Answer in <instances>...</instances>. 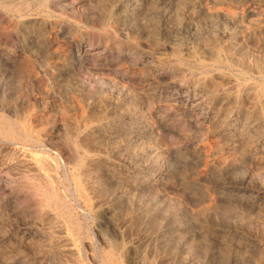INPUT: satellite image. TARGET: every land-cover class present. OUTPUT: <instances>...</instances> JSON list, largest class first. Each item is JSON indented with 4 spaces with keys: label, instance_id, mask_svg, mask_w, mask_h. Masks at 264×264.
<instances>
[{
    "label": "rangeland",
    "instance_id": "rangeland-1",
    "mask_svg": "<svg viewBox=\"0 0 264 264\" xmlns=\"http://www.w3.org/2000/svg\"><path fill=\"white\" fill-rule=\"evenodd\" d=\"M0 264H264V0H0Z\"/></svg>",
    "mask_w": 264,
    "mask_h": 264
}]
</instances>
